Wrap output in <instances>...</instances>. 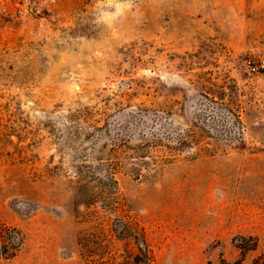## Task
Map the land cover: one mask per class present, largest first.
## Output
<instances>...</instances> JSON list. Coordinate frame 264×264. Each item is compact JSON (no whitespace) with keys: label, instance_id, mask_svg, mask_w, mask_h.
<instances>
[{"label":"rangeland","instance_id":"374dc122","mask_svg":"<svg viewBox=\"0 0 264 264\" xmlns=\"http://www.w3.org/2000/svg\"><path fill=\"white\" fill-rule=\"evenodd\" d=\"M0 48V264H264V0H0Z\"/></svg>","mask_w":264,"mask_h":264},{"label":"built area","instance_id":"2783aa9c","mask_svg":"<svg viewBox=\"0 0 264 264\" xmlns=\"http://www.w3.org/2000/svg\"><path fill=\"white\" fill-rule=\"evenodd\" d=\"M248 69L250 73H259L264 70V60H260L256 66H249Z\"/></svg>","mask_w":264,"mask_h":264},{"label":"trees","instance_id":"16d2710c","mask_svg":"<svg viewBox=\"0 0 264 264\" xmlns=\"http://www.w3.org/2000/svg\"><path fill=\"white\" fill-rule=\"evenodd\" d=\"M37 0H29L30 3H34ZM35 11V8H34ZM45 15V12H42ZM8 54V51H6L4 48H0V63H2V60L4 58V56Z\"/></svg>","mask_w":264,"mask_h":264}]
</instances>
